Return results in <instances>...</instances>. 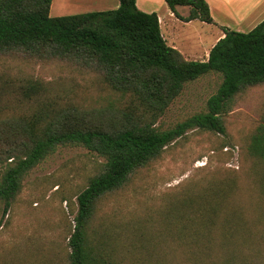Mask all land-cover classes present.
<instances>
[{
	"label": "trees",
	"instance_id": "trees-1",
	"mask_svg": "<svg viewBox=\"0 0 264 264\" xmlns=\"http://www.w3.org/2000/svg\"><path fill=\"white\" fill-rule=\"evenodd\" d=\"M52 3L0 0V55L21 51L37 59L76 61L85 84L94 88L91 97L100 101L97 107L109 101L89 108L41 80L20 85L26 108L0 111L5 213L39 163L60 146H81L104 160L76 195L69 264H264V113L246 140L239 170L219 169L205 186L163 202L154 235H139L129 247L112 231L100 240L89 232L97 203L122 190L189 131L226 134L238 95L264 84V21L248 33L224 27L225 36L207 60H190L168 44L157 13L141 11L136 0H120L115 10L57 17L50 15ZM166 3L185 22L214 23L206 0ZM181 6L190 8L188 16L178 12ZM212 72L223 80L207 111L168 128L158 124L187 83ZM21 251L14 257L18 262L0 264L38 263L34 244L16 254Z\"/></svg>",
	"mask_w": 264,
	"mask_h": 264
},
{
	"label": "rangeland",
	"instance_id": "rangeland-1",
	"mask_svg": "<svg viewBox=\"0 0 264 264\" xmlns=\"http://www.w3.org/2000/svg\"><path fill=\"white\" fill-rule=\"evenodd\" d=\"M184 29L192 36L197 35L203 44L190 53L191 58L203 60L206 48L219 31L200 20ZM80 67L67 58L37 59L21 51L0 55V111L26 108L18 93L20 85L31 79L41 80L60 93L68 94V98L96 108L100 101L98 97H91L94 88L85 84ZM222 80V74L212 72L187 83L158 124L168 128L207 111L208 100ZM263 113L264 84L240 93L234 111L226 118V134L189 131L162 156L136 173L122 190L106 195L97 203L89 232L100 240L103 233L112 231L116 241L120 236L129 247L139 235L142 238L154 235V222L161 217L163 202L184 189L205 186L219 169L239 170L246 140L260 123ZM103 160L81 146H60L27 175L22 191L7 213L0 201V261L18 262L14 257L22 251L16 254L17 251L30 243L35 246L37 264H50L54 258L55 264H69L68 238L74 231L78 214L76 195L87 186ZM244 161H248L246 156ZM54 243L58 246L51 252L50 246Z\"/></svg>",
	"mask_w": 264,
	"mask_h": 264
},
{
	"label": "crops",
	"instance_id": "crops-1",
	"mask_svg": "<svg viewBox=\"0 0 264 264\" xmlns=\"http://www.w3.org/2000/svg\"><path fill=\"white\" fill-rule=\"evenodd\" d=\"M206 1L214 23H203L218 30L219 33L211 43V46L206 48V56L203 60L208 59L211 49L225 36L224 27L237 32L248 33L264 21V0ZM136 3L143 12L157 13L162 34L168 44L181 51L187 59L194 60L190 56L193 54L190 53L198 49L202 41L197 35H190L184 28L192 26L197 20L190 22L181 20L170 10L166 0H136ZM119 7L120 0H53L50 15L57 17L93 11L115 10ZM189 10V7H178V12L182 16H188Z\"/></svg>",
	"mask_w": 264,
	"mask_h": 264
}]
</instances>
